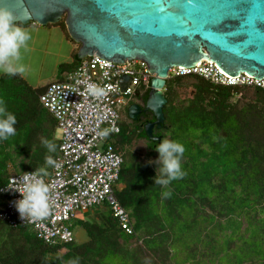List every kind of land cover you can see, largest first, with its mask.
<instances>
[{
  "label": "trees",
  "instance_id": "16d2710c",
  "mask_svg": "<svg viewBox=\"0 0 264 264\" xmlns=\"http://www.w3.org/2000/svg\"><path fill=\"white\" fill-rule=\"evenodd\" d=\"M57 24L68 39L81 44L71 38L64 19ZM81 60L76 52L72 61L59 65L61 79ZM184 82L193 93L181 100L175 88ZM248 88L251 96L238 99ZM44 89L19 75L0 77V98L17 119L16 135L0 141V188L14 173L52 169L46 158L55 161L60 139L54 116L40 102ZM149 90L143 91L145 101ZM164 93L161 141L185 147L182 179L167 189L155 184V148L161 141L148 140L145 128L121 129L115 136L123 152L122 186L115 192L130 211L134 233L128 234L105 206L91 209L93 215L89 210L73 217L88 234L83 242L75 237L47 243L30 225H13L0 217V264H69L73 259L79 264H264V89L224 85L193 74L169 76ZM139 138L146 139L154 159L126 153ZM43 140L55 143L56 151L48 152ZM166 190L172 193L167 199L162 196ZM6 202L0 191V212ZM69 225L73 229L70 220Z\"/></svg>",
  "mask_w": 264,
  "mask_h": 264
},
{
  "label": "water",
  "instance_id": "95a60500",
  "mask_svg": "<svg viewBox=\"0 0 264 264\" xmlns=\"http://www.w3.org/2000/svg\"><path fill=\"white\" fill-rule=\"evenodd\" d=\"M22 24L57 23L80 42L77 57L98 54L124 62L142 58L153 73L146 108L155 121L147 122L148 139L165 120L164 93L170 67L194 65L202 58L214 60L231 75L246 71L264 76V0H0ZM232 13H236L232 15ZM129 75H123V89ZM141 107L134 103L129 115L137 118Z\"/></svg>",
  "mask_w": 264,
  "mask_h": 264
},
{
  "label": "built area",
  "instance_id": "2783aa9c",
  "mask_svg": "<svg viewBox=\"0 0 264 264\" xmlns=\"http://www.w3.org/2000/svg\"><path fill=\"white\" fill-rule=\"evenodd\" d=\"M201 75L224 85L259 87L264 89V76L256 77L246 71L231 75L214 60L202 58L194 65H174L169 76ZM129 75L123 89L122 76ZM153 73L142 58L118 62L98 54L87 55L79 66L58 81L51 82L40 93V102L54 116L60 139L59 153L47 176L41 177L49 188V215L42 220H22L14 206L21 198V178L26 170L12 174L0 188L7 202L0 217L13 225H30L47 243L71 241L75 238L69 220L96 207H107L122 228L134 233L130 211L117 198L123 152L116 147L115 136L120 132V103L143 92L150 86ZM94 83L107 90L96 98L86 85ZM111 128L107 138L99 132Z\"/></svg>",
  "mask_w": 264,
  "mask_h": 264
},
{
  "label": "clouds",
  "instance_id": "9594fccd",
  "mask_svg": "<svg viewBox=\"0 0 264 264\" xmlns=\"http://www.w3.org/2000/svg\"><path fill=\"white\" fill-rule=\"evenodd\" d=\"M31 40V32L28 28L18 23L15 15L7 7H0V72L9 76H24L27 67L23 63L21 50H27L28 42ZM89 95L102 98L107 95V90L94 83L86 85ZM16 116L7 110V106L0 98V141L9 139L16 135ZM111 128H105L99 132L100 138H107ZM42 143L48 152L54 153L56 145L52 141L43 140ZM155 150L159 154V175L155 177V184L167 189L172 181L182 179L185 172L182 169V158L185 147L178 141L163 139L156 145ZM149 163H153L149 161ZM46 164L55 166L50 156L46 158ZM45 168H40L36 174L26 173L22 178V188L17 190L21 198L14 201V206L22 220L30 218L42 220L49 215V188L41 177L47 176ZM170 190L162 192L163 198H170ZM69 264H79L78 259L69 261Z\"/></svg>",
  "mask_w": 264,
  "mask_h": 264
},
{
  "label": "crops",
  "instance_id": "0c3cea01",
  "mask_svg": "<svg viewBox=\"0 0 264 264\" xmlns=\"http://www.w3.org/2000/svg\"><path fill=\"white\" fill-rule=\"evenodd\" d=\"M22 26L28 28L31 32V40L28 42L27 50H21L23 63L27 67V73L23 78L34 88H45L51 82L58 81L63 77L64 71L59 69V65L72 61L80 45L68 39L62 27L57 23L40 25L32 22ZM64 47L67 50V59L59 60ZM55 56L58 58L56 62ZM50 59L54 60V66L57 65V71H53L52 75L45 80L46 63ZM3 75L5 74L0 72V77ZM76 237H79L77 240L83 242L88 239V234L82 227V230L76 234Z\"/></svg>",
  "mask_w": 264,
  "mask_h": 264
},
{
  "label": "rangeland",
  "instance_id": "374dc122",
  "mask_svg": "<svg viewBox=\"0 0 264 264\" xmlns=\"http://www.w3.org/2000/svg\"><path fill=\"white\" fill-rule=\"evenodd\" d=\"M66 54H67V50H66V47H64V50L62 51V54H61L59 60H66L67 59ZM57 60H58V58H57V56H55V62ZM53 61H54L53 59H50V61H48V63H46V70L44 73L45 80H47L52 75L53 71H57V65L54 66ZM49 64H50V66L48 67ZM47 67H48V69H47ZM175 89H176V94H177L178 98L181 100H184V99L190 97L193 93V87L188 82H184V83L176 85ZM251 93H252L251 89L248 88L245 91H243L242 94H240L238 96V99L245 100L246 98H249L251 96ZM58 134H59V131H57L56 135L58 136ZM128 152L133 154L135 157H137V159H142V160H152L155 157V155L151 152V149L147 146V141L145 138L135 139L132 142V144L127 147L126 153H128ZM95 209L100 210L99 208H95ZM89 212H90L89 215L90 214L93 215L92 210H90ZM79 214L80 213H78V215ZM70 223L73 225V230H74L75 237H76V234L82 230V227L78 224L77 218L71 219ZM76 239H79V237H76Z\"/></svg>",
  "mask_w": 264,
  "mask_h": 264
},
{
  "label": "flooded vegetation",
  "instance_id": "af4514ba",
  "mask_svg": "<svg viewBox=\"0 0 264 264\" xmlns=\"http://www.w3.org/2000/svg\"><path fill=\"white\" fill-rule=\"evenodd\" d=\"M134 103H137L141 110L138 113L137 118H132L129 115V109L130 106ZM120 131L121 129H124L128 131L129 129H132L133 127H140L145 128V125L147 122L155 121V115L153 111L149 108H146V101H145V93L141 91H137L134 95L126 99L124 102L120 103ZM164 124V122H163ZM163 124L161 126H158L157 124L154 125L153 128V134L154 136H161L162 134L160 130L163 128ZM154 143L157 142V140L148 139Z\"/></svg>",
  "mask_w": 264,
  "mask_h": 264
},
{
  "label": "snow or ice",
  "instance_id": "6c2138e0",
  "mask_svg": "<svg viewBox=\"0 0 264 264\" xmlns=\"http://www.w3.org/2000/svg\"><path fill=\"white\" fill-rule=\"evenodd\" d=\"M189 2L191 3V0H189ZM248 12V15L246 16L247 19H246V24H249V23H254V26L256 27V23L258 21H264V17H260V18H257L255 21L252 20V8H249L247 10ZM236 13H232V15H235Z\"/></svg>",
  "mask_w": 264,
  "mask_h": 264
}]
</instances>
